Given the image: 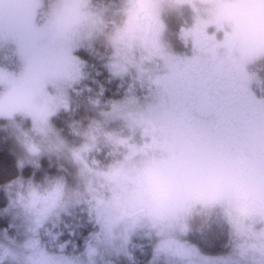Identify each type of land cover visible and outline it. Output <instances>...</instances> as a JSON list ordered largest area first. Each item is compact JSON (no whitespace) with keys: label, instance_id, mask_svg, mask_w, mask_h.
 <instances>
[{"label":"clouds","instance_id":"9594fccd","mask_svg":"<svg viewBox=\"0 0 264 264\" xmlns=\"http://www.w3.org/2000/svg\"><path fill=\"white\" fill-rule=\"evenodd\" d=\"M0 17L16 18L35 44L85 48L110 80L132 81L123 97L104 100L102 86L77 87L91 77L81 61L59 78L54 95L47 85L33 91V64L21 49L23 66L11 77L21 99L0 93V132L14 144L19 174L0 191L24 239L0 238V264H26L38 232L66 249L62 237L82 220L144 239V225L186 231L197 221L208 238L204 222L212 221L229 235L222 264H264V126L248 151L231 154L161 126L134 95V87L159 94L199 79L209 122L219 98L249 104L264 118V0H0ZM9 78L0 74V82ZM61 112L70 117L66 133L53 122ZM45 158L55 172L38 178ZM134 247L115 252L135 264ZM99 256L92 234L68 264H98Z\"/></svg>","mask_w":264,"mask_h":264},{"label":"rangeland","instance_id":"374dc122","mask_svg":"<svg viewBox=\"0 0 264 264\" xmlns=\"http://www.w3.org/2000/svg\"><path fill=\"white\" fill-rule=\"evenodd\" d=\"M21 49L33 64V71L27 78L33 91L47 85L48 93L54 95L57 91L56 85L59 78L73 75L77 65L81 62L76 54L77 49H71L67 45L35 44L33 38L21 29L16 18L0 17V74H7L10 77L0 82V93L8 91L14 100L21 99L16 96L18 81L11 78L19 74L23 66ZM131 84V80L122 81L124 95L129 91ZM134 95L140 105L151 106L154 119L161 126L165 125L164 122L173 120L176 111L180 109L181 104L176 96V90L152 94L140 87H134ZM75 97L73 96V98ZM262 120L264 126V118ZM219 137L221 143L215 137H210V143L224 148L231 154L248 151L243 147L231 148L226 141V139L229 140L226 134ZM45 160L46 162L41 161L42 169L37 173L38 178L43 174V171L55 172L54 168H49L48 159L45 158ZM6 207L7 205L0 211V216L8 218V226H0V238L6 235L14 237L16 241H22L24 236L18 225L13 222L12 217L4 212ZM209 222L205 221L204 224L207 225ZM196 226L203 227L200 221H197L191 230L186 231H177L173 227L157 224L144 225L148 236L147 239H144L135 234L130 235L124 226L101 231L98 225V229L91 232L85 246L80 249L81 251L67 250V247L66 249L59 247L50 249L44 241L47 236L38 232L35 241L29 246L26 264H68L72 258L78 257L89 247L92 234H96L100 248L98 264H129L127 257L117 255L115 252V249L124 243L135 246L132 253L135 264H222L223 258L230 251V245L224 253L220 254H209L202 251L191 237V231ZM161 249L165 250L161 251Z\"/></svg>","mask_w":264,"mask_h":264},{"label":"trees","instance_id":"16d2710c","mask_svg":"<svg viewBox=\"0 0 264 264\" xmlns=\"http://www.w3.org/2000/svg\"><path fill=\"white\" fill-rule=\"evenodd\" d=\"M101 51H103L101 49ZM76 54L81 61L87 62L88 71L91 74V77L88 80H85L83 84L78 85L77 87H83L84 84H87L91 87L94 92L99 91L100 87L104 88V100L109 99H120L124 96V86L122 81L118 79H111L109 73L102 67L100 61L93 55L89 53L85 48H79L76 50ZM97 71L100 72V75H96ZM93 80L97 83H93ZM75 96V93H72ZM87 95V93H85ZM74 99H80L75 97ZM85 115L84 109L81 108L76 117L80 118ZM70 117L67 113L61 112L57 117L53 118V122L58 128L67 130V122ZM14 144L11 140H6L4 133L0 132V184L5 183L7 180L12 179L15 175L19 174L16 168V155L14 154ZM43 162H46L43 159ZM32 172L31 167H26L24 169V175L28 176ZM8 204L7 198L4 195L3 191H0V211ZM0 226H8V218H3L0 216ZM206 226L211 227V234L208 238H203L199 231L195 229L191 231L192 239L197 243L200 249L209 254H220L224 253L230 245L229 235L226 229H222L210 221ZM98 229V224L88 223L86 221L81 222L80 226L76 229L74 235H69L65 232L62 240L69 241L67 244V250H78L83 248L91 234ZM46 241V246L50 249L57 248L53 245L47 238H44ZM136 249V248H135ZM138 250V248H137Z\"/></svg>","mask_w":264,"mask_h":264},{"label":"flooded vegetation","instance_id":"af4514ba","mask_svg":"<svg viewBox=\"0 0 264 264\" xmlns=\"http://www.w3.org/2000/svg\"><path fill=\"white\" fill-rule=\"evenodd\" d=\"M176 96L181 104L180 109L176 111L173 120L164 122L163 127L181 136H199L208 142L211 141L210 137H215L221 143L219 136L226 134L229 138L226 141L231 148L243 147L249 150L253 134L263 126L262 118L251 105L235 102L231 98L217 99L215 119L209 122L204 114L207 104L199 79L176 90Z\"/></svg>","mask_w":264,"mask_h":264}]
</instances>
